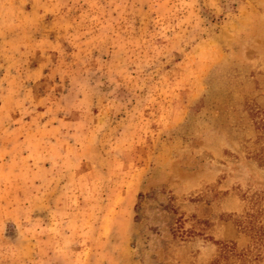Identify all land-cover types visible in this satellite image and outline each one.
I'll return each instance as SVG.
<instances>
[{
    "label": "rangeland",
    "instance_id": "rangeland-1",
    "mask_svg": "<svg viewBox=\"0 0 264 264\" xmlns=\"http://www.w3.org/2000/svg\"><path fill=\"white\" fill-rule=\"evenodd\" d=\"M264 0H0V264H264Z\"/></svg>",
    "mask_w": 264,
    "mask_h": 264
},
{
    "label": "trees",
    "instance_id": "trees-1",
    "mask_svg": "<svg viewBox=\"0 0 264 264\" xmlns=\"http://www.w3.org/2000/svg\"><path fill=\"white\" fill-rule=\"evenodd\" d=\"M254 158L260 160L261 162L264 163V147L261 148L260 152H257L255 155H254Z\"/></svg>",
    "mask_w": 264,
    "mask_h": 264
}]
</instances>
